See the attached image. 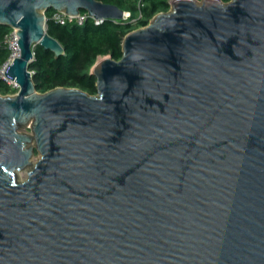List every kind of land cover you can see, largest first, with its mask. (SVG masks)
Returning <instances> with one entry per match:
<instances>
[{"label": "water", "instance_id": "1", "mask_svg": "<svg viewBox=\"0 0 264 264\" xmlns=\"http://www.w3.org/2000/svg\"><path fill=\"white\" fill-rule=\"evenodd\" d=\"M170 4L96 61L92 95L37 91L36 48L65 54L45 12L126 11L0 0L21 49L0 95V264H264V0Z\"/></svg>", "mask_w": 264, "mask_h": 264}, {"label": "trees", "instance_id": "2", "mask_svg": "<svg viewBox=\"0 0 264 264\" xmlns=\"http://www.w3.org/2000/svg\"><path fill=\"white\" fill-rule=\"evenodd\" d=\"M100 1L118 5L126 12H130L131 17L119 21L108 19L101 25H96L92 19L82 25L76 22L62 25L52 19L56 10L49 9L45 12L47 31L61 42L65 54L56 58L53 52L41 46L36 48L35 59L29 69L33 72L37 91L45 93L58 87H68L80 88L92 95L97 94V78L91 74V68L99 56L109 55L120 60L125 36L136 28L148 25L158 13L168 11L171 0ZM222 1L227 3L230 0ZM12 29L0 24V67L10 56L4 39ZM11 90L12 86L0 76V93L7 94Z\"/></svg>", "mask_w": 264, "mask_h": 264}, {"label": "built area", "instance_id": "3", "mask_svg": "<svg viewBox=\"0 0 264 264\" xmlns=\"http://www.w3.org/2000/svg\"><path fill=\"white\" fill-rule=\"evenodd\" d=\"M131 17V13L130 12H126L125 18L124 20H127ZM139 17H141V13L139 14ZM52 19L59 23V24H66L68 22H76L80 25L84 24L85 22H87L89 19H92L94 21V23L96 25H101L102 23H104V19H99L96 20L95 17H89L88 12H82L80 11L79 14H77L75 17H69L67 15H65L64 13H61L59 11H55L52 15ZM117 21V20H115ZM134 22L136 21V19L133 20ZM46 25H47V16H46ZM14 28L12 29V31L6 36V38L4 39V44L9 48L10 50V56L8 58V60L0 67V76L4 79V80H8L7 76L5 75V73L3 72V68L7 65V63H9L12 53H13V42H14ZM32 72V71H31ZM33 74V72H32ZM9 81V80H8ZM14 85V84H13ZM15 87L16 86L14 85Z\"/></svg>", "mask_w": 264, "mask_h": 264}, {"label": "rangeland", "instance_id": "4", "mask_svg": "<svg viewBox=\"0 0 264 264\" xmlns=\"http://www.w3.org/2000/svg\"><path fill=\"white\" fill-rule=\"evenodd\" d=\"M197 1H200V0H197ZM171 10V4H170V9L168 10V11H170ZM152 20V19H151ZM151 22V21H150ZM149 22V23H150ZM46 27H47V25H46ZM139 28H142V27H139ZM139 28H136V29H139ZM135 29V30H136ZM10 51V50H9ZM107 56H109V55H107ZM104 56H99V58H98V60H100L101 58H103ZM92 69V68H91ZM11 86H12V90L11 91H9L7 94H2V93H0V95H3V96H14L17 92H18V90H19V88L18 87H15L14 85H13V83L12 82H10V81H8V80H6ZM20 132L21 133H28V134H32V129H29V128H23V129H20ZM40 158V154L38 153V151H36V154H35V157H34V159H33V161L34 162H36L38 159ZM28 178V175H27V173L26 172H21L20 173V180L21 181H24L25 179H27Z\"/></svg>", "mask_w": 264, "mask_h": 264}, {"label": "bare ground", "instance_id": "5", "mask_svg": "<svg viewBox=\"0 0 264 264\" xmlns=\"http://www.w3.org/2000/svg\"><path fill=\"white\" fill-rule=\"evenodd\" d=\"M125 15H126V13H125ZM17 32H18V28L15 27L14 28V34L15 35H14V42H13V53H12V56H11L9 63H7V65L3 68V72L5 73V75H6V71H7L8 67L13 63L14 59L19 57L21 54V49L19 46V35L17 34ZM8 80L10 82H12L14 85L19 86L16 81H14L10 78H8Z\"/></svg>", "mask_w": 264, "mask_h": 264}]
</instances>
